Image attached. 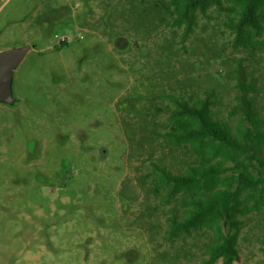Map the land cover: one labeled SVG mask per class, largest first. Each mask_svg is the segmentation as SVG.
Listing matches in <instances>:
<instances>
[{
    "label": "rangeland",
    "instance_id": "374dc122",
    "mask_svg": "<svg viewBox=\"0 0 264 264\" xmlns=\"http://www.w3.org/2000/svg\"><path fill=\"white\" fill-rule=\"evenodd\" d=\"M157 2L0 0V52H24L14 102L0 101V264L206 258V232L165 239L172 206L140 178L152 159L173 172L194 159L157 142L164 94H213L235 120L242 83L264 120V49H233L216 7L184 38ZM244 221L233 264H264V215Z\"/></svg>",
    "mask_w": 264,
    "mask_h": 264
},
{
    "label": "trees",
    "instance_id": "16d2710c",
    "mask_svg": "<svg viewBox=\"0 0 264 264\" xmlns=\"http://www.w3.org/2000/svg\"><path fill=\"white\" fill-rule=\"evenodd\" d=\"M172 14L171 24L184 38L194 32L198 14L211 7L227 13L223 25L235 50L264 49V0H157ZM242 114L231 120L214 114L213 94L191 100L164 94L165 124L157 142L186 155L180 171L150 161L140 181L153 197L171 207L165 239L206 232V258L201 264H233L240 259L238 238L248 215H264V120L239 83ZM183 168V170H182ZM262 244H264V233Z\"/></svg>",
    "mask_w": 264,
    "mask_h": 264
},
{
    "label": "water",
    "instance_id": "95a60500",
    "mask_svg": "<svg viewBox=\"0 0 264 264\" xmlns=\"http://www.w3.org/2000/svg\"><path fill=\"white\" fill-rule=\"evenodd\" d=\"M116 44V42H115ZM24 52L20 48H13L0 52V101L12 103L14 97L11 92V80L15 68L22 62Z\"/></svg>",
    "mask_w": 264,
    "mask_h": 264
},
{
    "label": "flooded vegetation",
    "instance_id": "af4514ba",
    "mask_svg": "<svg viewBox=\"0 0 264 264\" xmlns=\"http://www.w3.org/2000/svg\"><path fill=\"white\" fill-rule=\"evenodd\" d=\"M120 41H123V40H119V39L116 40V44H117V46L119 45L118 43H119ZM122 44H123V42H122ZM120 46H121V45H120ZM13 102H14V101H13ZM13 102H12V103H13ZM5 103H6V102H5ZM12 103H7V104H12ZM133 187L136 188L135 186H131L132 189H130V190H133Z\"/></svg>",
    "mask_w": 264,
    "mask_h": 264
},
{
    "label": "crops",
    "instance_id": "0c3cea01",
    "mask_svg": "<svg viewBox=\"0 0 264 264\" xmlns=\"http://www.w3.org/2000/svg\"><path fill=\"white\" fill-rule=\"evenodd\" d=\"M0 33H1V35H2L1 29H0ZM24 35H25V33H24ZM5 51H6V50H5ZM2 52H4V51H2Z\"/></svg>",
    "mask_w": 264,
    "mask_h": 264
},
{
    "label": "built area",
    "instance_id": "2783aa9c",
    "mask_svg": "<svg viewBox=\"0 0 264 264\" xmlns=\"http://www.w3.org/2000/svg\"><path fill=\"white\" fill-rule=\"evenodd\" d=\"M62 40V39H61Z\"/></svg>",
    "mask_w": 264,
    "mask_h": 264
}]
</instances>
